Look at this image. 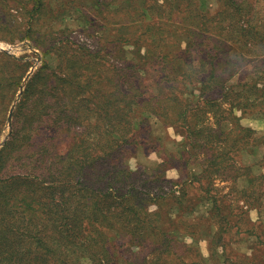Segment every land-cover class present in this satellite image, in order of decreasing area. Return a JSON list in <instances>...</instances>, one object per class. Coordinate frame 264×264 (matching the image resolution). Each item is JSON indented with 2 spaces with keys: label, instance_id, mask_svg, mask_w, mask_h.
<instances>
[{
  "label": "trees",
  "instance_id": "obj_1",
  "mask_svg": "<svg viewBox=\"0 0 264 264\" xmlns=\"http://www.w3.org/2000/svg\"><path fill=\"white\" fill-rule=\"evenodd\" d=\"M78 1L20 0L31 24ZM200 1L89 0L93 46L75 44L61 29H27L50 41L45 53L62 48L63 68L46 61L34 73L19 104L24 113L33 103L30 125L25 129L14 122L12 136L0 150V264L219 263H211L184 238L199 241L203 222L213 225L214 217L193 207L200 193L210 197V181L217 176L231 180L249 206L255 203L253 194L262 193L263 171L237 163L260 138L240 123L235 109L264 108V21L253 13L258 0H217L219 8L212 14ZM1 56L12 71L20 64L11 54ZM237 72L238 83L230 85ZM76 88L88 96L75 100ZM62 89L73 107H59ZM72 108L78 112L74 119ZM137 108L145 111L138 126ZM61 110L69 117L68 128L78 122L85 126L66 153L60 152L55 135L42 133L57 128L55 114ZM149 114L184 133L183 166L191 159L202 166L200 173L187 171L189 181L175 198L180 211L172 216L164 214L169 198L153 186L163 181L159 189H169L159 169L148 173L126 161L124 150L149 126ZM145 130L149 139L154 137L151 127ZM77 197L82 202L76 203ZM214 200L220 216L212 247L221 243L226 264H264V231L258 232L263 223L251 224L239 200ZM153 202L159 207L156 213L149 209ZM226 208L231 216L221 212ZM239 232L249 240L251 254L231 248ZM216 255L215 250L210 258Z\"/></svg>",
  "mask_w": 264,
  "mask_h": 264
},
{
  "label": "rangeland",
  "instance_id": "obj_2",
  "mask_svg": "<svg viewBox=\"0 0 264 264\" xmlns=\"http://www.w3.org/2000/svg\"><path fill=\"white\" fill-rule=\"evenodd\" d=\"M160 1L164 2V0ZM56 2L57 0H52L53 5H55ZM200 3L204 10L208 9L210 11V14L214 13L219 8L217 0H201ZM255 6V12L253 13H256L257 17L264 21V0H258ZM22 7V2H20V0H0V52L11 54L20 59V64H18L16 69L12 71L11 66L9 67V63L3 60L4 57H0V82L3 83L0 90L2 91L1 96H4L0 99V121L3 124V126L1 125L2 130L0 132V150L11 138L14 130V122H20V126L25 129L30 125V118H32L31 113L35 111L33 103L28 105V110H25L24 113H20L19 104L21 103L28 82L34 73L38 71L46 61L50 62L51 67H57L58 69L63 68V61L61 63V58L58 56V53L62 52V48H59L57 53H45L47 48L44 47V45L50 43V41H45V39L39 38L38 34L34 32L29 34L27 29L29 27H33L34 29L41 28L43 31L49 29H61L66 31L67 35L75 42V44H82L84 42L89 44L90 42L92 46L94 45L92 43L93 37H89L90 32H92V30L89 31V0H79L78 5H64V9H62L63 12L55 15L46 13L44 14L45 17H43V19L40 18L41 20L38 19V21L34 19L35 23L32 24L30 23L29 16L25 12L26 8L24 9ZM174 11H171V15ZM168 13H170V11ZM177 21L179 22L180 18L174 21V29L178 26L175 24ZM82 27L86 28L82 29ZM185 40L186 39H184L182 43L183 47L186 45ZM61 44L62 43L60 42L58 45L61 46ZM248 66H251V64ZM238 77L239 72L230 78L229 84H237ZM248 77H251L250 73L247 77L244 76V78ZM20 79L21 82H19ZM75 90L78 93L77 99H75L77 101L82 97L88 96V93L81 91V88H76ZM59 92V107H63L64 104L73 107V101H67L70 98L65 94V89H62ZM223 105L225 107L229 106L227 102L223 103ZM12 109L13 116L10 122L9 115ZM142 110L137 108L135 111L134 117L136 126L139 125V122L145 113V111ZM77 114V109L72 108L70 113L71 118H76ZM235 114L240 118L239 120L242 125L255 129L257 131L256 137L260 138V143L253 148L254 151L245 150L242 155L237 158L238 167H242L244 164L245 166L250 164L253 165V169H255L256 172L263 171L264 173V164L262 165L261 163V160L264 163V108L262 107L256 112L248 110L247 113L241 108H236ZM55 115L56 121L59 123L57 128L53 126L42 133L47 132L55 135L57 137V143L60 146V152L66 153L71 150V144L74 142L73 137H75L77 131H82L85 129V126L78 122V126L73 125L71 126L72 128H68L69 124L67 121L69 120V117L67 118L66 113L61 110L57 111ZM208 118H210V122H216L214 112H210ZM81 119L86 120L87 117H81ZM149 119L150 124L148 127H151V135L154 137L149 139L150 134L145 130L148 127L147 125H144L143 131H140L135 135L134 143L125 148L124 152L127 153L126 161L132 169H137L140 166H143L148 173H152L154 170L159 169L160 178L169 181L168 184L165 185L168 186L169 189H159V186L164 184L163 181H155L153 182V186L159 193H163L164 197L169 198L170 201L165 206L166 209L164 210V214L172 216L174 211H180L179 201L175 198L178 195H182L183 189L186 185L185 181H189L186 176L187 171L191 170L200 173L202 166L198 163V160L193 162V159L189 161L188 166H186V164L183 166L182 157L185 154L184 151L187 147H185L183 143L185 135L180 129H177L170 123H163L154 114H149ZM228 125L229 124L226 122L225 126ZM41 138L42 137L40 136L38 137V139ZM165 159H169V162H166ZM210 182V185L205 184L206 187L209 185L211 189L210 197L204 196V192L200 193V201L195 204L193 208L195 209V212L204 213L207 216L214 217L215 219H212L213 225H209L210 220H207L205 223L203 222L202 228L204 237L199 239V241H195L194 238L189 235H186V238L184 239L189 243H193L192 246L195 244V246L199 247L200 254L206 259L209 258L211 263H213L214 259H218V264H226L224 260L225 256L222 255L223 247L220 245L221 243L215 245L216 241H214L216 247L213 248L210 240L211 235H214V231L217 230L214 224L218 223L220 216L218 212L214 211L217 206L214 198L219 199V203L225 198L231 201L239 200V203L247 209L245 217L250 220L251 224L256 225L259 222H262L263 225L258 228V232L264 231V184L260 188L262 193L257 192L252 196V199L255 200L254 205L249 206L247 202L238 197L234 183L231 180H224L221 176H217ZM239 184L240 186L245 185L246 180L241 178ZM193 191L190 194H192ZM211 194L213 196H211ZM199 199H196V201ZM79 202H82V200L77 197L76 203ZM158 208L156 202H153L149 209L156 213ZM169 209L171 210V213ZM160 211L163 212V210ZM221 212L231 216L230 209L228 208ZM237 218V216L234 217V221H236ZM86 230L88 231L87 226ZM242 236L243 233L239 232L237 237L236 235L233 237L231 248L238 249L240 253L246 252L251 254L252 250L250 248L249 240H247L246 237L244 240L241 239ZM223 239H225V235ZM215 250L217 251L216 258L212 259L210 258V254Z\"/></svg>",
  "mask_w": 264,
  "mask_h": 264
},
{
  "label": "water",
  "instance_id": "obj_3",
  "mask_svg": "<svg viewBox=\"0 0 264 264\" xmlns=\"http://www.w3.org/2000/svg\"><path fill=\"white\" fill-rule=\"evenodd\" d=\"M12 116H13V109H12L10 115H9V121H10V122H11Z\"/></svg>",
  "mask_w": 264,
  "mask_h": 264
}]
</instances>
